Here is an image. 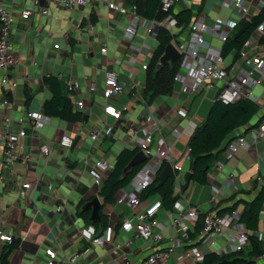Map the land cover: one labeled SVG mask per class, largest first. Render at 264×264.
Listing matches in <instances>:
<instances>
[{
	"label": "crops",
	"instance_id": "obj_1",
	"mask_svg": "<svg viewBox=\"0 0 264 264\" xmlns=\"http://www.w3.org/2000/svg\"><path fill=\"white\" fill-rule=\"evenodd\" d=\"M0 1L10 9L14 18L10 40L13 44V53L18 59L17 66L10 70V75H16L18 85L12 89L0 85V133L5 130L7 121L8 130L17 132L19 128H24L26 134L20 139L17 150L20 153H29L33 157L31 161L25 163L18 160L6 165L0 147V223L16 242V246L9 253L7 264H41L43 259H47L44 249L50 245L57 248L56 264H70L68 257L83 250L85 240L80 230L88 225H93L96 229V225L87 222L78 214L81 207L79 203H84L97 195L102 205L98 192L110 172L102 174L96 182L92 173L94 161L91 155L94 154L86 152L83 159H78L76 156L83 142L87 138L90 139L88 134L93 128L100 127L101 142L104 143L114 141L116 130H127L129 123L141 128L156 127L153 128L151 147L155 146L157 138L161 136L173 147L172 163H178L183 168V171L177 173V181L173 180V195H177L174 203L183 210L194 207L199 212L197 225L191 233L194 234L191 238L197 244H199L203 213L209 210L219 214L237 211L240 215L244 205L239 201L251 200L258 193L262 185L259 184L257 177L264 178V142H257L247 149L239 147L235 156L229 159L224 157L223 151H220L208 170L206 183H197L191 178L186 182L184 175L188 171V159L184 157L185 149L193 131L205 119L216 100L221 83L214 82L209 87L201 84L195 90L187 91L180 82L173 80L168 92L159 94L149 102L143 93L147 70L141 73L142 82L131 88L132 82L127 75L131 67L128 62L131 52L126 48L129 41L122 34L117 35L114 32L118 27L121 31L127 28L130 14H118L117 11L109 9L106 0H89L84 7L57 5L46 3L45 0ZM112 1L125 5L130 3L129 0ZM206 1L195 0L190 8L192 17L203 15L209 23L212 20L208 12L214 13L215 19L233 18L232 14L235 13L231 7L222 5L220 0L212 4L213 11L202 12ZM258 2L259 0L244 1L246 8L244 18L250 19L264 8ZM42 6L49 8L47 14L39 13ZM183 7V3H179L176 8ZM223 8L228 11H224ZM23 9L32 11L28 18L21 17ZM105 31H107L106 35ZM110 32L117 37L114 40L113 52L111 50L107 53L100 52L104 41L99 39L102 37L106 39ZM142 35L143 33H139V42L142 41ZM151 36L156 39L155 35ZM262 36L257 35V42L254 43L256 50L264 47V43L259 42ZM147 37L143 38L144 41ZM206 38L215 48L223 45L215 37L206 36ZM214 39L219 41L218 46L212 44ZM156 42L153 48L150 47L151 54L144 52L139 60L147 63L151 61L157 50V39ZM96 55H100V62L95 60ZM228 58L227 64L231 65L234 62L237 64L234 52L231 51L225 56V62ZM107 68L118 69L119 80L125 86L115 101H111L112 104L120 109L122 104L119 101L124 95L127 98L125 104L132 105L131 107L129 105L128 112H122L120 119L105 115L103 104L97 103L95 96L88 91V86L92 82H96L99 88L103 86L104 72ZM47 76L55 77L64 86L71 99L73 111H75L74 100L80 96L85 99V109L80 111L86 118L69 122L49 115L50 122L44 127L35 131L27 127L23 118L25 111H43L44 101L52 96L49 87L43 81V77ZM67 79L80 82L77 93L67 91L64 83ZM256 86H259L258 93L252 90ZM252 88L250 91L256 101L250 100L257 103L259 109L245 125L235 129L232 136L235 132L245 131L253 126L264 115V82L255 84ZM140 95L141 99H139ZM134 101L140 103L142 109L137 113V119L131 120L127 116L130 117L135 112ZM63 133L73 138V145L68 149L61 147L57 141ZM124 133V137L120 140L123 148H134L126 132ZM97 141L89 144L91 150ZM43 144H47L49 148L48 155H44L41 151L40 147ZM109 154L110 150L107 148L101 150L98 156L109 160ZM115 155L109 161H114ZM217 162L222 164L220 169L215 165ZM227 177L233 178V184L225 183ZM23 182H30L32 185L27 190L26 197L19 195L20 184ZM184 183L186 185L181 189ZM153 199H160L159 195H151L146 200H142L140 207ZM236 203H238L236 208L229 211ZM175 204L171 208L161 206L156 213L163 226L162 234L165 237L159 243H145L133 238L132 231L120 228L121 221L132 215L128 206H117L115 201L103 205L100 209L106 219L105 226L114 225L112 242L103 245L92 244L91 249L73 264H114L115 250L125 256V264H139L152 251L164 249L170 237L178 236V231L171 224L180 215L178 208L174 207ZM88 211L90 215V210ZM263 229L264 204L259 214L257 230ZM100 231L97 229V232ZM166 238L168 240H165ZM129 240L131 243L126 246L124 243ZM226 244H228L227 235L212 237L206 244H201V249L204 253L216 252L228 246ZM96 245L99 247L96 248ZM8 246L9 243H0V254ZM187 247V243L184 242L182 246L175 248L174 253L168 257L167 264H197V261L185 255ZM259 261L264 263V256H261Z\"/></svg>",
	"mask_w": 264,
	"mask_h": 264
},
{
	"label": "built area",
	"instance_id": "obj_2",
	"mask_svg": "<svg viewBox=\"0 0 264 264\" xmlns=\"http://www.w3.org/2000/svg\"><path fill=\"white\" fill-rule=\"evenodd\" d=\"M89 0H45L46 3H54L57 5L86 6ZM245 0H220L222 5L231 7L232 11L238 16L237 18H218L213 23H209L203 15L192 17L188 28L180 33L181 28L177 24V19L170 11L175 10L179 3H183L185 8L190 9L195 0H160V9L166 12V16L158 21L154 18H146L137 14L136 6L133 3L117 4L112 0H107V7L117 11L118 14H130V22L127 28L123 30V37L129 42L126 45L127 50L131 52L128 62L131 64L127 73L128 78L132 82L131 88L135 85L134 77L137 71L146 70L148 63L143 62L140 56L146 52L151 54V48L144 42V37L156 35L157 28L162 26L172 35L171 42L180 53L179 68L174 75L173 80L180 82L184 89L193 91L201 84L209 87L211 83L220 82V88L216 95V100H220L224 104L233 103L240 98H248L256 101L250 89L255 85L264 82V47L256 50L254 43L257 42V35H264V21L259 23L254 31L244 41L241 48L237 52L236 62L227 64L225 57L221 53V47H213L206 36L217 38L224 43L231 37L235 31L237 24L245 17L246 8ZM34 2H37L36 0ZM258 4L263 7L264 0H259ZM48 7L42 6L39 13L47 14ZM32 13L29 9L21 11L22 18H28ZM14 18L10 9L5 3L0 1V85L4 88H14L18 85L16 75H10V70L18 64V59L13 53V44L10 40L13 30ZM143 29V35L139 39V28ZM106 42L100 47V52L107 53L108 46ZM137 43V44H135ZM143 51V52H142ZM137 61L139 63L137 64ZM136 64V65H135ZM138 66V67H136ZM119 70L116 68H107L104 72L103 86L98 87L96 82H92L88 86V91L95 98L97 96L103 99V112L105 115L114 119H120L123 111L129 109L130 104H124L120 109L112 104L111 101L119 96L125 87L119 80ZM67 91L77 93L80 88V82L76 80H64ZM141 99V95L140 98ZM6 103V101H5ZM85 99L80 96L74 100L73 108L75 111L85 109ZM24 121L27 127L32 130H38L49 124L50 116L41 110H27L24 113ZM8 120V119H7ZM155 126L141 128L133 123H129L126 135L134 147L142 149L145 152L146 160L139 171L132 177L126 187L120 188L114 196L117 206H128L132 215L121 221L120 228L125 231H132L133 238L140 239L145 243H159L164 240L162 234L163 226L156 217V213L161 208V200L153 199L142 207L140 193L152 181H154L161 165L170 162L173 169V180L177 181V173L183 171L178 163H172V145L166 142L161 136L157 138L154 147H151V141ZM26 134L24 128H19L17 132L8 130V121L6 128L0 133V147H2V158L6 165L13 164L15 161L22 163L32 160L29 153H20L17 150L20 139ZM89 137L94 142L100 137V129L93 128L89 131ZM59 145L63 148H70L73 145V138L65 133L61 134L57 139ZM257 142H264V118L257 126L247 128L245 131L235 132L233 138L228 142L224 149V157L229 159L235 156L239 147L251 148ZM41 151L44 155H48L49 148L47 144L41 145ZM190 147L187 145L184 157L189 159ZM217 169L222 164L215 163ZM114 161L99 158L94 161V169L92 173L95 181L98 182L102 174L112 170ZM260 185L264 186V178L257 177ZM226 184H233V178L227 177ZM30 182L20 184L19 195L27 196V190L31 188ZM217 190V188H216ZM175 204V203H174ZM264 204V202H263ZM178 208L180 215L172 221V226L178 231L176 238L170 237L167 246L164 249L152 251L145 256L139 264H167V259L174 253L175 248L182 246L184 242L188 247L185 255L194 261L202 260L204 252L201 244H206L212 237H220L227 235L228 246L220 248L217 253H228L239 251L247 246L249 234L256 236L258 240H264V229L249 231L244 224L239 221V213L232 211L225 214H219L209 210L202 215V225L199 230V240L195 243L191 238L197 225L199 212L197 208L189 207L183 210L178 204L174 205ZM170 211V210H169ZM168 211V212H169ZM232 231V232H231ZM85 246L82 251L68 257L70 264H73L79 257L90 250L92 244L103 245L111 243L114 233V225H106L100 233H98L93 225H88L80 230ZM13 236L0 223V243H11ZM131 241L124 244L129 246ZM114 264H125V256L114 251ZM47 256L46 264H56L57 248L50 245L44 249Z\"/></svg>",
	"mask_w": 264,
	"mask_h": 264
},
{
	"label": "trees",
	"instance_id": "obj_3",
	"mask_svg": "<svg viewBox=\"0 0 264 264\" xmlns=\"http://www.w3.org/2000/svg\"><path fill=\"white\" fill-rule=\"evenodd\" d=\"M136 6L138 15L146 18H154L161 21L166 12L160 9V0H129ZM204 1V0H201ZM177 19V24L183 32L188 28V24L192 18V10L188 8H180L170 11ZM245 19H241L237 24L236 30L242 25ZM250 26L238 37L233 35L229 37L221 47V53L225 57L231 51L234 52L236 58L238 50L241 48L244 41L253 32L256 26L264 21V8L250 17ZM158 46L153 54L151 61L148 63L144 95L151 102L159 94L168 92L173 84V78L179 68L180 59H177L172 68L168 64H164L159 70L154 71V66L158 56L162 52L164 46L171 41L172 35L162 26L157 28L155 35ZM264 43V35L259 40ZM43 81L49 87L52 96L49 100L43 103V112L47 115L56 116L60 119L74 122L82 119L84 114L81 111L72 110V102L67 95L64 86L55 77H43ZM259 105L248 98H240L233 103L224 104L220 100H215L210 107L205 119L195 128L189 139V159L188 171L191 172V180L197 183H206L208 178V170L213 161L217 158L220 151H224L228 142L233 138L232 132L245 125L258 111ZM264 115L253 125H258ZM252 127V126H250ZM249 128V127H248ZM139 149L123 148L114 159V167L103 180L99 189L98 195L102 200V205L109 204L114 201V196L120 188L126 187L132 177L143 166L144 162L134 165L132 170L126 174L124 178H120L122 168L135 155ZM164 163L161 165L158 173L162 170ZM157 173V175H158ZM145 187L140 193V200H146L151 195H159L161 205L166 208H171L177 199V195H173V179H166L163 184L157 186L158 177ZM185 183L182 188L185 187ZM244 208L240 212L239 221L244 224L249 231L257 230L259 227V214L262 210L264 202V186L251 200H240ZM83 202L79 203V207ZM238 203L233 204L229 211L236 208ZM78 214L88 222L89 211L78 210ZM102 229L105 227V217L101 212ZM96 225V231L98 224ZM100 231V232H101ZM98 232V233H100ZM193 237L194 234H191ZM16 246V242L12 241L6 250L0 254V264L8 263V256L12 248ZM264 256V240H258L256 236L249 234L248 244L239 251L228 253L208 252L204 253L202 260L197 264H264L259 261V258Z\"/></svg>",
	"mask_w": 264,
	"mask_h": 264
},
{
	"label": "rangeland",
	"instance_id": "obj_4",
	"mask_svg": "<svg viewBox=\"0 0 264 264\" xmlns=\"http://www.w3.org/2000/svg\"><path fill=\"white\" fill-rule=\"evenodd\" d=\"M105 1V0H104ZM107 1V0H106ZM216 1H219V0H207L203 7H202V12L204 13H207L206 11H213L212 10V4L215 3ZM224 11H226L227 9L226 8H223ZM228 11V10H227ZM207 14H209L211 17V20L213 23L215 21V15L214 13L212 12H208ZM232 17L233 18H237L235 14H232ZM214 20V21H213ZM122 27V26H121ZM115 33L118 34H122L123 35V29L121 31L120 27H118L117 29L114 30ZM139 33H143V29L140 27L139 30H138ZM107 31L104 32V34L106 35ZM117 39V37H115L113 35V33L110 32V35H109V39L107 40V46H108V50H111L113 52V49H114V40ZM100 41H104V43L106 42V40L104 39V37L100 38L99 39ZM147 45H149L151 48H153L155 45H156V39L153 38L152 36H148L146 38V40L144 41ZM212 44L215 45V46H218L219 45V41L214 39L212 41ZM95 60L97 62H100L101 61V58H100V55H96V58ZM229 61V58L226 59V63H228ZM138 67V66H136ZM122 70V69H120ZM142 72H144L143 70H139L137 71V73L135 74V84H139L140 82H142V77H143V74H141ZM253 92L255 93H258L259 91V86H256L255 88H252ZM127 98L124 97V95H122V99H120L119 103L123 105V103L125 104ZM95 101L97 103H103V99L99 96H97L95 98ZM132 105H130L131 107ZM135 107V112L133 115H131L130 117L127 116L128 118H130L131 120H136L137 119V113L142 109V105L140 103H137L134 101V105ZM152 108V107H151ZM128 112V111H127ZM125 112V113H127ZM100 127H97V129H99ZM124 132H126V129L123 131L121 129L119 130H116L115 134H114V141L112 142H109V141H105L104 143L101 142V138H102V135L100 134V140H98L94 146V148L91 150V147H89V144L92 143V140H90L89 138H87L86 141L83 142L82 144V148L81 150H79L77 153H76V156L78 159H83L85 156H86V152H92L91 154H94V156L91 155V158L93 159V161H96L99 159V152L101 150H104V149H107L109 148L110 150V156L108 157L109 160H112L113 159V155H115L121 148H123V145H122V138L124 137ZM99 139V138H98ZM115 142V143H114ZM90 150V151H89ZM108 160V161H109ZM65 193V192H64ZM158 219V218H157ZM159 220V219H158ZM96 248H98L99 246L96 245L95 246ZM91 249V248H90ZM93 249V247H92ZM46 261L47 259H43V261H41V264H46ZM78 261V260H77ZM170 264V263H169Z\"/></svg>",
	"mask_w": 264,
	"mask_h": 264
},
{
	"label": "water",
	"instance_id": "obj_5",
	"mask_svg": "<svg viewBox=\"0 0 264 264\" xmlns=\"http://www.w3.org/2000/svg\"><path fill=\"white\" fill-rule=\"evenodd\" d=\"M250 19H245L242 25L235 31L233 37L236 38L240 34H242L249 26H250ZM180 53L174 44L169 41L163 48L162 52L157 58V61L154 66V71L159 70L164 64H168L170 68L173 67L175 61L179 59ZM86 118V116H84ZM146 160L145 152L142 149H139L135 155L127 162V164L122 168L120 178H124L126 174H128L134 165L142 163ZM158 183L157 186H160L165 182L166 179L170 178L173 179V169L170 162H165L163 165L162 170L158 173ZM186 182H188L191 178V172L187 171L184 175ZM101 202L97 195L92 197V199L84 202L81 207L79 208L80 211L82 210H90V215L88 217V222L99 224L98 231L101 230L102 227V219L100 214Z\"/></svg>",
	"mask_w": 264,
	"mask_h": 264
}]
</instances>
